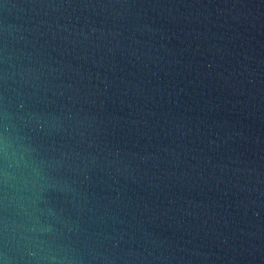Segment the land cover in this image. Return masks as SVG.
Masks as SVG:
<instances>
[{
    "label": "water",
    "instance_id": "1",
    "mask_svg": "<svg viewBox=\"0 0 264 264\" xmlns=\"http://www.w3.org/2000/svg\"><path fill=\"white\" fill-rule=\"evenodd\" d=\"M0 264H264V0H0Z\"/></svg>",
    "mask_w": 264,
    "mask_h": 264
}]
</instances>
